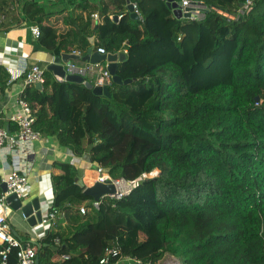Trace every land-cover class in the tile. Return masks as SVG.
<instances>
[{
	"label": "trees",
	"instance_id": "16d2710c",
	"mask_svg": "<svg viewBox=\"0 0 264 264\" xmlns=\"http://www.w3.org/2000/svg\"><path fill=\"white\" fill-rule=\"evenodd\" d=\"M129 1L141 21L126 13V0L18 6L21 21L38 27L41 48L84 56L94 38L95 50L126 51L116 76L131 80L112 83L106 98L44 70L42 90L21 95L32 129L113 180L158 171L95 210L77 169L53 162L50 210L61 219L37 242L38 264H99L111 246L119 252L109 264H159L165 255L179 264H264V0H192L208 9L198 22L177 20L163 0ZM247 1L236 21L212 10L234 16ZM12 8L0 0V30L17 21ZM52 15H64L65 33L46 23ZM8 80L0 67L1 91Z\"/></svg>",
	"mask_w": 264,
	"mask_h": 264
},
{
	"label": "built area",
	"instance_id": "2783aa9c",
	"mask_svg": "<svg viewBox=\"0 0 264 264\" xmlns=\"http://www.w3.org/2000/svg\"><path fill=\"white\" fill-rule=\"evenodd\" d=\"M52 1V0H50ZM102 2L105 0H97ZM166 2V0H163ZM133 12L137 20L141 21V15L135 4H132ZM252 3L250 1L245 2L240 6L236 15L232 16L219 10L212 9L218 15L231 20L236 21L240 16H243L251 8ZM179 9L182 15L188 14V19L193 22H198L204 19L205 13L208 11L207 7L202 2L192 0H181L179 2ZM91 18L95 21L98 20V15L93 14ZM122 15L117 17L120 20ZM30 32L35 39H38L40 32L38 27L31 26ZM97 53L100 55H106L104 48H98ZM65 76H79L84 81L90 83L93 87H110L112 84V78L107 68L102 67L100 63H85L84 65H76L74 63H67L65 68ZM44 70L38 66H32L25 68L22 74L19 73L15 80L21 75L22 86L26 88L33 86L37 83L43 85L44 83ZM14 80L13 78L11 79ZM55 80L59 83L65 82V78L55 76ZM261 103V102H260ZM18 110L14 112L10 121L15 124L17 131L14 136L5 129L0 127V166L3 172H8L1 178V183H5L7 191L0 195V264H36L37 261V248L31 245H24L21 239L16 237V234L12 231V228L8 222V213L10 208L6 202V199L10 195H16L17 198L22 199L23 194L27 190L28 186V175L26 171L20 166V158L23 157L25 160L31 156H35V144L38 143L42 136L32 129L34 118L32 116V110L28 104L23 100L17 102ZM11 155L12 164L6 162V157ZM158 171L153 170L150 173H144L139 178L133 181H126L124 179L113 180L97 165H91V167L85 169L81 176V186L84 190L94 187L96 184H110L113 187L114 192L109 195H105L99 198V200L90 202V208L97 210L100 204L104 200L108 201H119L123 197L129 195L138 184L147 179L157 177ZM51 209L49 206V212L45 219H42L41 226L46 228V233L50 229L54 220L59 216L57 209ZM88 208L85 205L79 207L80 214L84 215ZM58 240L55 244H58ZM119 249L115 246L106 248L102 253V258L99 264H109L110 258L116 256ZM14 256L13 263H10V257ZM68 256H63L61 260H67ZM128 262V260H124Z\"/></svg>",
	"mask_w": 264,
	"mask_h": 264
},
{
	"label": "crops",
	"instance_id": "0c3cea01",
	"mask_svg": "<svg viewBox=\"0 0 264 264\" xmlns=\"http://www.w3.org/2000/svg\"><path fill=\"white\" fill-rule=\"evenodd\" d=\"M27 1H30L35 4H50L53 3L55 0H11L13 5L12 12H14L17 21L12 23V25L8 29L0 30V67L4 68L5 72L9 76V80L6 83V89L4 91L0 90V127L5 128L11 136H14L16 134L17 128L15 124L10 121V117L14 112L19 109L17 106V102L19 99L21 100V95L25 90V88H23L22 86L23 75H21L18 79L15 80L16 76L19 73L22 74V71L25 68H29L32 66H38L39 68L48 71V67L55 61L56 58L60 59L59 64L63 67V70H65L67 63L69 62L74 63L76 65H84L85 63H88L83 62L80 59L69 60L64 63L61 61L60 57L61 55H65V53L61 54L60 56H55L51 52L41 48L37 44V39H35L32 33L30 32L31 26H37L33 25L29 21H21V14L19 8H21L23 2ZM96 2L98 1L96 0ZM127 12L128 10L126 1V13ZM66 14L67 13L65 12L64 15ZM64 15H52L48 18V20H46V23L56 28V30L60 34H63L68 30V27L64 24ZM9 18L12 17L9 16ZM115 19L117 20L116 17H114L113 20L115 21ZM91 20L92 25L94 26L99 20V18L97 21L93 20L92 18ZM91 39H93L92 52H97L94 47L95 40L94 38H90V40ZM73 54L79 56L80 58H83L85 56H80L79 53L75 51H73L71 54L66 55ZM123 54H125L126 56V51H124ZM100 64L102 67L107 68L106 62H100ZM49 72L53 75L51 71ZM53 77L55 78V75H53ZM12 78L14 79L13 81L11 80ZM34 148L36 152L35 156H31L26 160L23 157L20 158V166L23 168L24 171H26L29 182L27 190L23 194L22 200L25 202H29L34 198H38L41 207L42 218L45 219L49 212V206L52 200L50 178L52 174H59L58 171L52 169V163L55 161H62L73 165L80 175V185L83 171L91 167L92 164L89 162L88 156L85 155L83 157H75L69 150L58 146L53 139L46 140L42 138L38 143L35 144ZM12 160L13 159L11 155L6 157V162L10 165V167L12 164ZM7 173L8 172H3L0 169V179L3 178V176ZM9 216L8 222L12 228V231L16 234V237L21 239L24 245L28 244L37 247V242L46 234V228L44 226H41L42 223L38 224L34 229H32V232L30 231L29 233H27L26 229L24 228L23 234L17 231L15 227L10 223ZM59 219H61V217H57V219L53 221L52 225H54L55 222ZM65 226L66 225L64 223L61 225L62 228H65ZM19 234H21L22 236L20 237ZM94 235H97L99 239L101 238L100 233H93L88 237ZM88 237L84 238L83 240L85 241ZM57 260L59 259H52V261ZM13 261L14 256L12 254V256L10 257V263H13ZM115 264H124V261H119Z\"/></svg>",
	"mask_w": 264,
	"mask_h": 264
},
{
	"label": "water",
	"instance_id": "95a60500",
	"mask_svg": "<svg viewBox=\"0 0 264 264\" xmlns=\"http://www.w3.org/2000/svg\"><path fill=\"white\" fill-rule=\"evenodd\" d=\"M127 1V10L130 17L133 20H137L132 5L130 4L129 0ZM166 6L168 9L172 11L173 17L177 20H181L182 18H188V14L182 15V12L179 9V2H175L174 0H166ZM116 20V19H115ZM91 48L87 51L86 55L83 58H80L77 55H61V61L66 63L69 60H81L83 62H88L91 64L106 62L107 63V70L111 75L112 83L116 85H127L131 83V80L122 81L121 78L116 76V68L118 63H122L125 61L126 56L123 53L118 54H106L100 55L97 52H92L93 50V39L90 40ZM60 59L56 58L55 61L48 67V71H51L53 75L65 78L66 82L82 84L86 88L92 91V93L96 96H104L106 98H110L109 88L108 87H93L90 83L85 82L79 76H72L66 75L63 70V67L59 64ZM35 89L41 91L42 85L37 83L34 85ZM258 98H255L257 101ZM1 191L5 193L7 191L5 183H1L0 185ZM114 192L113 187L106 183V184H96L94 187L84 190V195L91 198L94 201L99 200L100 197L112 194ZM6 202L11 211H20L25 223L31 229H34L38 224L42 223V213L41 207L39 204V199L34 198L29 202H25L20 198H17L16 195H10L7 197ZM38 264V260L36 261Z\"/></svg>",
	"mask_w": 264,
	"mask_h": 264
},
{
	"label": "rangeland",
	"instance_id": "374dc122",
	"mask_svg": "<svg viewBox=\"0 0 264 264\" xmlns=\"http://www.w3.org/2000/svg\"><path fill=\"white\" fill-rule=\"evenodd\" d=\"M29 185V182H28ZM9 216V220L10 223L15 227V229L21 233L24 234V228L26 229L27 233H29L30 231L32 232V229L30 227L27 226V224L25 223V220L23 219V216L21 214L20 211H10L8 213ZM92 240V241H91ZM90 241V247H91V251L94 253H99L100 251V245L99 243L96 241V239H92L91 237L89 238ZM179 264L178 261L176 259H174L173 257L169 256V255H165L162 260L159 262V264Z\"/></svg>",
	"mask_w": 264,
	"mask_h": 264
},
{
	"label": "bare ground",
	"instance_id": "6f19581e",
	"mask_svg": "<svg viewBox=\"0 0 264 264\" xmlns=\"http://www.w3.org/2000/svg\"><path fill=\"white\" fill-rule=\"evenodd\" d=\"M167 264H169V263H167Z\"/></svg>",
	"mask_w": 264,
	"mask_h": 264
}]
</instances>
